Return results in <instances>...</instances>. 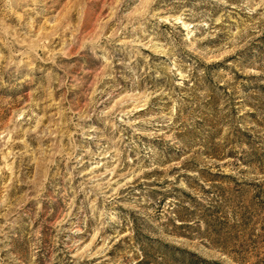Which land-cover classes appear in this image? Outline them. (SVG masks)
<instances>
[{"label": "rangeland", "instance_id": "obj_1", "mask_svg": "<svg viewBox=\"0 0 264 264\" xmlns=\"http://www.w3.org/2000/svg\"><path fill=\"white\" fill-rule=\"evenodd\" d=\"M0 264H264V0H0Z\"/></svg>", "mask_w": 264, "mask_h": 264}]
</instances>
